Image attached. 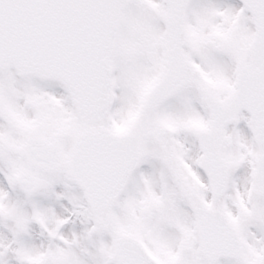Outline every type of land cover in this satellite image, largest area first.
Instances as JSON below:
<instances>
[{"label": "snow or ice", "instance_id": "6c2138e0", "mask_svg": "<svg viewBox=\"0 0 264 264\" xmlns=\"http://www.w3.org/2000/svg\"><path fill=\"white\" fill-rule=\"evenodd\" d=\"M0 264H264V0H0Z\"/></svg>", "mask_w": 264, "mask_h": 264}]
</instances>
